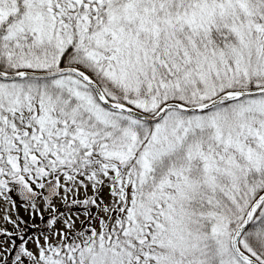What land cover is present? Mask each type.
Listing matches in <instances>:
<instances>
[{
    "label": "snow or ice",
    "instance_id": "1",
    "mask_svg": "<svg viewBox=\"0 0 264 264\" xmlns=\"http://www.w3.org/2000/svg\"><path fill=\"white\" fill-rule=\"evenodd\" d=\"M0 264H264V0H0Z\"/></svg>",
    "mask_w": 264,
    "mask_h": 264
},
{
    "label": "rangeland",
    "instance_id": "2",
    "mask_svg": "<svg viewBox=\"0 0 264 264\" xmlns=\"http://www.w3.org/2000/svg\"><path fill=\"white\" fill-rule=\"evenodd\" d=\"M21 215H24V213L21 212ZM36 223H40L39 219L36 220ZM41 226H43V225H41Z\"/></svg>",
    "mask_w": 264,
    "mask_h": 264
}]
</instances>
